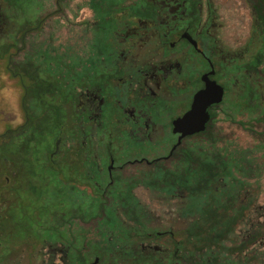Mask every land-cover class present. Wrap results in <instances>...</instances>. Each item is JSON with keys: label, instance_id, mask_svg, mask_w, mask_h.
<instances>
[{"label": "rangeland", "instance_id": "obj_1", "mask_svg": "<svg viewBox=\"0 0 264 264\" xmlns=\"http://www.w3.org/2000/svg\"><path fill=\"white\" fill-rule=\"evenodd\" d=\"M252 2L201 0V26L212 29L227 93L208 130L184 140L185 155L166 158L175 142L169 119L188 104L193 88L170 90L154 65L185 49L164 52L156 35L149 37V53L145 47L128 53L118 45L122 61H131L144 80L128 89L149 90L155 104L156 121L145 118L143 131L129 132L109 101L113 84L95 76L102 68L95 63L87 78V64L95 59L86 25L92 5L61 0L57 8L54 0H25V14L12 28L25 29L36 15L40 30L26 36L18 53L12 51L20 43L17 36L13 45L0 48V264H76L62 243L34 238L55 240L59 233L81 248L89 264H183V258L193 264H264V25L255 19ZM239 46L243 50L235 52ZM237 54L243 58L233 59ZM186 62L195 65L193 59ZM63 80L70 93L62 106L66 142L52 157L58 175L45 162L53 131L30 148L23 132L16 137L8 131L24 123L25 110L40 113L35 102L43 82ZM123 114L133 112L125 105ZM108 157L116 168L111 181ZM206 228L208 238H193H200L198 244L182 247L180 259L171 260L170 234L195 235ZM143 233L164 235L146 240Z\"/></svg>", "mask_w": 264, "mask_h": 264}, {"label": "flooded vegetation", "instance_id": "obj_2", "mask_svg": "<svg viewBox=\"0 0 264 264\" xmlns=\"http://www.w3.org/2000/svg\"><path fill=\"white\" fill-rule=\"evenodd\" d=\"M60 1L54 0L57 8ZM96 1L87 0V3H90L95 11L92 18L86 21L91 41L94 44L93 59H95L93 63L89 62L87 64L86 74L87 78H90L89 75L93 74L91 67H95L96 63V67L98 69L102 68V70H97L95 76L98 79H106V83L113 84V91L110 94L111 99L109 101L116 106V112H120L118 114H122L125 117L123 121L124 130L134 133L140 130L143 131L147 127L144 124L146 122L144 119L155 122L156 118L153 112V100L148 99L149 90H142L141 88L138 92H134L128 89L132 82L138 83L140 81L144 82V80L136 76L139 70H136V66L131 61L127 63L122 61L123 57L121 58L122 54L118 50V45H123L124 50H129L128 53H138L144 50V47L146 48V53H149V37L156 35L159 41L158 46L164 52L181 48L185 49L182 56L175 59L162 60L154 65L156 70H160L164 74L166 86L170 90L181 92L187 86L193 88L188 104L182 107L180 114L169 119L168 125L175 142L171 145L166 158H171L179 151L185 155V151L180 150L184 140L203 134L208 130L213 118V111L223 103L227 93L226 86L221 82L223 74L215 60L214 53L218 47L214 42L215 37L212 35V29L210 26H203V28L201 26L199 7L201 0H100L101 6H98L97 11L94 9ZM71 2L72 0H65L67 4ZM24 4L25 0H0V48L13 45L11 40L13 41V38L17 36L20 43L18 45L14 43L15 49L12 51L18 53L26 36L40 30L42 18L40 16L37 18L35 17L36 15L33 18L34 22L32 25L17 33L13 30L11 23L25 14ZM251 7L255 12V19L264 25V1L253 0ZM123 38L126 39L125 44H121ZM141 39L145 41V44H138ZM211 43L213 44L211 45ZM243 48L239 46L233 49L236 50L235 52H241ZM232 58L239 59L243 58V56L237 54L232 55ZM257 58L259 60L260 54L255 59ZM187 59H193L195 65L188 64L186 62ZM104 68L110 70L105 73L103 71ZM144 69L149 73V63L145 65ZM8 71L15 76L9 68ZM205 81L215 82L216 85L222 88V100L219 104H212L207 107L209 119L203 132L183 138L176 145L179 135L173 134L172 122L190 109L194 94L204 89ZM86 91H89L88 88H86ZM130 95L131 98H129ZM125 105L131 108L132 116L127 117V115L123 114ZM166 109L167 113H169V109ZM117 121L120 122L119 120ZM108 159L107 172L111 181L116 168L113 158L108 157ZM137 162L149 164V161L142 159ZM162 235L164 233H155L154 237L159 238ZM145 238L149 240V233L145 235Z\"/></svg>", "mask_w": 264, "mask_h": 264}, {"label": "trees", "instance_id": "obj_3", "mask_svg": "<svg viewBox=\"0 0 264 264\" xmlns=\"http://www.w3.org/2000/svg\"><path fill=\"white\" fill-rule=\"evenodd\" d=\"M264 1V0H260ZM259 12L261 10L257 8ZM54 76V75H53ZM49 80V79H46ZM64 83L56 82V81H45L43 82V90L36 96V102H35V107L41 108L40 113L34 114L32 112L31 114H27V111L25 110V117H24V123L17 127L14 130L8 131L13 136H18L23 132L25 134V142H26V147H34L44 141L43 136L45 134H48L47 131H53V135L55 137L54 140V146L53 150L49 152L48 155L45 156L46 160V168L49 170L51 173H58V175L61 174V169L59 166L53 163L52 157L53 155H57L60 145L64 144L66 140H64L65 136V127H64V122H63V111H62V106L65 103V100L68 97V94L70 93V85L66 82V80L62 81ZM24 103L27 104L26 99L23 98L22 100V105ZM24 108V107H23ZM33 119V120H32ZM31 120V121H30ZM33 121V123H32ZM40 124L41 128L37 125ZM5 135V134H4ZM3 135V136H4ZM201 135V134H200ZM2 136V137H3ZM37 142V143H36ZM43 149V147H42ZM58 181H63L64 179L62 176H55ZM71 178V177H69ZM67 179V178H66ZM75 182L76 180H73ZM4 188V187H1ZM4 225H1V229ZM210 228H206L205 230H202V233H197L195 235H192L190 232H177L170 234L169 239L173 242V247L171 251V260L176 261L177 259H180L181 252L183 251V248L187 247L188 245H197L198 242L200 241V238H198L197 241H192L193 238L200 237L201 238H208L209 237V232ZM145 233V232H144ZM143 235H146L144 234ZM141 235V233H138ZM155 235V234H154ZM152 234H149V238L154 237ZM205 236V237H204ZM34 238L39 241V242H44V241H49L53 243H62L64 246V249L69 252L72 256H76V264H89L87 263V259L83 258V254L81 253V248H75L74 245L71 243L69 244L67 240H65V237L59 233V236L57 239L53 240L49 238V236H45L44 238H41L37 236V234H34ZM157 238V237H154ZM30 239V238H29ZM28 239V240H29ZM32 245V250L35 248L34 244H31V242L28 243L27 246ZM183 247V248H182ZM204 246H196V250L202 251ZM90 255V254H89ZM75 258V257H74ZM183 264H193L190 262L188 259L183 258Z\"/></svg>", "mask_w": 264, "mask_h": 264}, {"label": "water", "instance_id": "obj_4", "mask_svg": "<svg viewBox=\"0 0 264 264\" xmlns=\"http://www.w3.org/2000/svg\"><path fill=\"white\" fill-rule=\"evenodd\" d=\"M223 90L215 82L205 81V87L196 92L192 98L190 109L181 117L172 122L173 134H178L177 144L183 138L199 134L204 131L209 119L207 107L219 104L222 100Z\"/></svg>", "mask_w": 264, "mask_h": 264}]
</instances>
